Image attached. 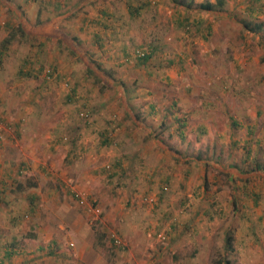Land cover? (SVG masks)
<instances>
[{
	"label": "rangeland",
	"instance_id": "obj_1",
	"mask_svg": "<svg viewBox=\"0 0 264 264\" xmlns=\"http://www.w3.org/2000/svg\"><path fill=\"white\" fill-rule=\"evenodd\" d=\"M219 1L218 12L200 7ZM253 1L0 0V114L11 133L18 118L40 140L33 160L22 153L30 130L0 148L1 175L12 173L1 194L27 196L3 204L23 202L16 224H62L66 249L77 243L89 258L87 225L107 264H226V234L231 244L243 232L233 211L264 207V0ZM229 7L238 21L222 32ZM20 25L25 32L4 44ZM137 49L151 54L142 61ZM76 135L90 146L69 158ZM206 205L209 221L199 212ZM252 236L264 248V231ZM255 252L244 264H264Z\"/></svg>",
	"mask_w": 264,
	"mask_h": 264
},
{
	"label": "crops",
	"instance_id": "obj_2",
	"mask_svg": "<svg viewBox=\"0 0 264 264\" xmlns=\"http://www.w3.org/2000/svg\"><path fill=\"white\" fill-rule=\"evenodd\" d=\"M225 10H223L224 14H222L221 18L217 21V23L221 26V27L219 26L218 28L221 29L222 32H226V30L228 29L229 26L228 22L230 23L236 21L237 23L238 21L236 16L228 13L229 11L232 10L231 7ZM228 19L230 21H228ZM0 58H1V52H0ZM3 76L5 77L6 74L0 73V82L3 79ZM3 118H4L3 115L0 114V148L3 147V149L6 150L5 147L6 145L11 144L16 146L17 144H19V142H23L24 140L22 138H24V135H26L28 130H30L29 134L31 136L28 135L27 137H25L26 139L29 138L28 139L29 142L23 146L24 151L22 153L25 154V156L28 159H32L33 155L35 154V151L39 148L37 146V143L40 141L39 139L34 138L36 136V130H34V127L29 126L27 128V131L24 129L25 133H23L22 130L23 128L18 123L19 121L17 118L14 119V121L17 120V123L14 126L15 130L13 131V133H11V130H8L10 129V126H7L9 124L8 121L5 123ZM7 118H11V116L8 115ZM6 131L8 132L5 133ZM19 134L20 135L22 134L23 137L20 138ZM47 136L50 135L47 134ZM76 138H77L76 142L70 147V151H68V157L70 155H73L74 153L75 154L80 153L81 155L79 156H82V153H85L90 146L88 145V143H85L86 141H83V139L80 138V136L76 135ZM134 160L135 159H133V161ZM31 164L36 165L35 163H31ZM20 165L25 166L26 164L24 162H21ZM159 166H162V163L159 164ZM6 170L7 171L6 172L4 171V174L2 175L0 171V186H2L5 181L7 182L12 181L10 177L12 173L10 172V169L9 170L6 169ZM43 170L45 171L46 168H44ZM0 189H2V187H0ZM46 190L48 189L46 188ZM53 190L50 189L49 192L51 191L53 192ZM36 192L38 193L40 192V190H37ZM31 194H32L31 197L32 200L38 198V196L35 195L34 193ZM8 197H9L8 195L0 193V215H2V213L4 214L7 213V217L4 218V221L3 222L1 221L0 223V247H3L0 252V263H5L6 260H10L11 262L14 259L18 258V256L25 255L26 259H28L30 263L39 262V264H49V262L46 261V258H52L54 260L58 258L59 259L67 258V256L70 255L68 260L64 259V262L75 260L72 264H83L81 262H78V259H82L83 262L85 261V264H107L104 250L91 249L92 236H91V230L88 228L87 225H85L84 230L86 235H88V237L90 238L88 245L90 246L89 253L92 256H90L89 258H86V256H84L83 258V250L81 247H76L78 245L77 243L76 245L75 244L73 245L74 248L70 252L66 249V244L64 241L65 239L63 238L62 235V229H63L62 224L51 226L48 224L36 223V224L28 225L29 227H27V229H29V231L25 232L24 231L25 229L22 227V225L16 224L17 219L14 220L12 218L14 215L16 216L18 210L20 212L24 211L23 202L20 205L21 209L17 207L14 209V205H10L9 208H6L7 206L4 207L3 204L4 202L9 204L10 200H11V204H16V203L18 204L19 201L21 200L23 201V199H25L27 196H25V194H22V196L17 195L15 196V200L10 199V197L8 199ZM252 203L254 204V200H252ZM232 209H234V207H232ZM199 212L202 218L205 217L206 221L212 220L209 219L210 213H209L208 205H206V207L201 206ZM232 215H233L234 224L238 225L236 226L235 229H237L238 231L242 229L243 232L241 234H238L239 235L238 238H236V240H234L229 245V248L227 250H225V244H224V249H223L225 250L224 254L226 255V258L229 259L231 264H233L234 262L235 263L241 262L239 264H244L245 262L249 263L251 261L253 262V260L255 259L254 257L257 256L255 255L256 253L255 249H257V252H259V254H264V248L258 250L259 245L257 244L258 245L257 247L255 240H253V236H252L253 230L255 229H261L264 231V207L257 208L256 206H251L250 204L248 206L243 205L240 207V209L233 211ZM213 219H215V217ZM188 224L189 221L185 220L183 225L184 228L187 227ZM1 230L2 231L5 230V232H1ZM86 246L87 243H85V248ZM250 255H252L253 260L251 259V257H249ZM60 262L61 261H55L52 262V264H64L63 262L62 263Z\"/></svg>",
	"mask_w": 264,
	"mask_h": 264
},
{
	"label": "trees",
	"instance_id": "obj_3",
	"mask_svg": "<svg viewBox=\"0 0 264 264\" xmlns=\"http://www.w3.org/2000/svg\"><path fill=\"white\" fill-rule=\"evenodd\" d=\"M253 1V0H252ZM254 2V1H253ZM219 7H218V9L217 8H215V6L212 4V3H202L201 5H200V7L202 8V9H205V10H207V11H221V9H220V7L222 6V2H220L219 1ZM248 8L251 10V8H252V6H248ZM243 25H244V27L246 28V29H248V30H250V31H254L256 28L257 29H259V27L261 26L260 25V23H254L253 22V24L251 25V22L250 21H248V22H245V21H243V23H242ZM19 31H21V33H23V32H25L24 31V29L22 28V26L20 25V26H18V27H13V26H10V29H9V32H8V34H6V36H4V38L2 39V42H4V44L5 43H8V42H10L11 41V39L12 38H14L18 33H19ZM135 52V55H136V57L137 58H139L140 60H142V61H144L145 59H147L148 58V56H150V54L151 53H149V52H145L144 53V51H141V49H137V50H135L134 51ZM142 53L141 55L139 54V53ZM46 69H42V73L44 74V73H46ZM47 75H50V73H48ZM110 135H108V134H106V135H104V137H105V139H109L110 137H109ZM258 164L256 165V166H253V170H256V169H258ZM22 171H24V167H22L21 169H20V172H22ZM3 191H1V189H0V193H2ZM256 197H258L256 194H254V196H252V199L254 200V201H256L255 200V198ZM209 219H212V216H209ZM230 235H228V234H226V236H225V250H227L228 248H229V245H230ZM14 248V247H13ZM222 259H224V262L226 263V264H230V261H229V259H227L226 258V255H224L223 257H222ZM219 262L220 263H222L220 260H219Z\"/></svg>",
	"mask_w": 264,
	"mask_h": 264
},
{
	"label": "built area",
	"instance_id": "obj_4",
	"mask_svg": "<svg viewBox=\"0 0 264 264\" xmlns=\"http://www.w3.org/2000/svg\"><path fill=\"white\" fill-rule=\"evenodd\" d=\"M139 54L141 55L142 53L140 52ZM47 74H48V70L46 71V75ZM75 198L81 206H85L87 208L89 214L92 215V219L98 217L100 213V208L96 204L94 203L88 204L86 198L81 193H75ZM158 237L164 239L163 234H158ZM111 242L112 245L116 248H123L125 246L124 242L115 235H111Z\"/></svg>",
	"mask_w": 264,
	"mask_h": 264
}]
</instances>
